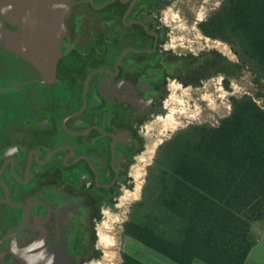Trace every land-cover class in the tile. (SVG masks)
Segmentation results:
<instances>
[{
    "label": "flooded vegetation",
    "instance_id": "flooded-vegetation-1",
    "mask_svg": "<svg viewBox=\"0 0 264 264\" xmlns=\"http://www.w3.org/2000/svg\"><path fill=\"white\" fill-rule=\"evenodd\" d=\"M171 2L69 0L50 80L0 49V264L100 257L96 223L133 182L144 125L173 89L206 77L167 33Z\"/></svg>",
    "mask_w": 264,
    "mask_h": 264
},
{
    "label": "trees",
    "instance_id": "trees-1",
    "mask_svg": "<svg viewBox=\"0 0 264 264\" xmlns=\"http://www.w3.org/2000/svg\"><path fill=\"white\" fill-rule=\"evenodd\" d=\"M200 29L238 58L219 57L217 73L251 70L261 103L232 96L218 125L191 126L162 146L153 192L124 232L177 264H244L256 245L252 226L264 224V0H224ZM215 62L207 57L206 70ZM121 264L145 263L124 253Z\"/></svg>",
    "mask_w": 264,
    "mask_h": 264
},
{
    "label": "rangeland",
    "instance_id": "rangeland-1",
    "mask_svg": "<svg viewBox=\"0 0 264 264\" xmlns=\"http://www.w3.org/2000/svg\"><path fill=\"white\" fill-rule=\"evenodd\" d=\"M223 2L224 0H172L167 7L162 8L172 43L178 45V50L197 60V64L200 62L206 77L202 82H188L173 89L168 101L162 108L158 107L160 112H156L144 125L146 146L143 153L136 155L129 170L133 182L121 188L114 204L103 205L101 218L96 223L97 249L93 250V255L100 257L87 264H121L124 253L145 264H177L124 232V226L130 222L136 204L144 198H150L153 192L155 178L159 173L157 162L161 159L160 148L191 126L218 125L221 119L231 113L232 96L248 94L261 103L257 98L261 90L251 70L245 69L239 76L228 77L217 73L221 70L219 57L229 63L237 62L238 58L232 46L220 39L206 37L200 29V24L217 13ZM0 47L10 51L1 42ZM207 57L215 59L217 63V66L208 71L205 68ZM191 76L190 71L189 79ZM225 81H228V88ZM23 254L20 253L19 257L25 258ZM197 264L205 263L197 261Z\"/></svg>",
    "mask_w": 264,
    "mask_h": 264
},
{
    "label": "water",
    "instance_id": "water-1",
    "mask_svg": "<svg viewBox=\"0 0 264 264\" xmlns=\"http://www.w3.org/2000/svg\"><path fill=\"white\" fill-rule=\"evenodd\" d=\"M69 0H0V15L18 27L8 30L0 21V42L53 78L55 44L63 32Z\"/></svg>",
    "mask_w": 264,
    "mask_h": 264
},
{
    "label": "crops",
    "instance_id": "crops-1",
    "mask_svg": "<svg viewBox=\"0 0 264 264\" xmlns=\"http://www.w3.org/2000/svg\"><path fill=\"white\" fill-rule=\"evenodd\" d=\"M252 235L256 238V245L251 250L244 264H264V224H254L252 226ZM197 261L192 264H197Z\"/></svg>",
    "mask_w": 264,
    "mask_h": 264
}]
</instances>
